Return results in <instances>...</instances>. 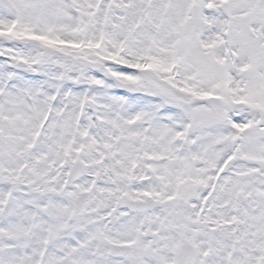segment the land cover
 <instances>
[{
  "label": "snow or ice",
  "instance_id": "snow-or-ice-1",
  "mask_svg": "<svg viewBox=\"0 0 264 264\" xmlns=\"http://www.w3.org/2000/svg\"><path fill=\"white\" fill-rule=\"evenodd\" d=\"M0 264H264V0H0Z\"/></svg>",
  "mask_w": 264,
  "mask_h": 264
}]
</instances>
